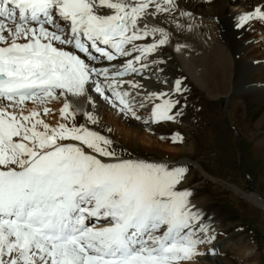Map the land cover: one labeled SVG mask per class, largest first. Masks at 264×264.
Wrapping results in <instances>:
<instances>
[{
  "label": "snow or ice",
  "instance_id": "obj_1",
  "mask_svg": "<svg viewBox=\"0 0 264 264\" xmlns=\"http://www.w3.org/2000/svg\"><path fill=\"white\" fill-rule=\"evenodd\" d=\"M176 8L175 0H0V264H186L215 240L191 191L178 188L186 167L123 158L89 127L95 115L78 123L68 100L91 87L145 125L182 115L170 93L140 97L143 85L125 79L143 76L169 41L149 17ZM257 19L264 9L240 15L237 27ZM100 59L123 66L88 63ZM61 98L50 124L48 105ZM148 105L147 119L137 115Z\"/></svg>",
  "mask_w": 264,
  "mask_h": 264
},
{
  "label": "rangeland",
  "instance_id": "obj_2",
  "mask_svg": "<svg viewBox=\"0 0 264 264\" xmlns=\"http://www.w3.org/2000/svg\"><path fill=\"white\" fill-rule=\"evenodd\" d=\"M220 1L221 0H214L211 2L208 0H201V4L203 5V8L201 9H204L202 11H206V9H210V6L206 5L212 6L217 3L218 5L223 4ZM255 1L257 0H251V2ZM213 22L217 23V20H214ZM251 22H254V20ZM247 27L248 25L242 27V30L236 34L237 38L243 36L244 31L248 30ZM260 34L261 32L259 27V33L256 31L255 37L263 39L264 33H262L261 37ZM256 38L247 41L251 44H245L242 46L243 49H241L244 51L238 49L239 52H237V50L232 52L233 58L237 59L239 56L243 55L245 57L246 54L249 55L252 52L253 47H255L256 51H260L259 55H256L255 57L254 61H256V63H247L243 65L241 71L238 72L243 73L238 76V84L235 86L237 91H233L234 97L231 99L221 97L217 101H212L195 87L193 82L189 80L185 73H183L181 64H179L180 62L177 61L176 56L171 50H167L165 48L160 50L163 57L161 60H163L165 64L170 67V70L167 68L164 70H158L159 74L162 72L172 74L173 71L171 70L173 68L175 73L171 76H175L176 81H181L182 91L177 93L174 85L172 90L173 93L171 92V98L173 100H182L177 104L173 111H179L182 113L186 106L187 116L183 117L184 113L176 116L175 122L173 124H167V128L166 124L158 125L156 123L158 126L163 128V132L161 133L164 135L175 137V134L179 133V135L183 137V140L179 141L180 144L167 147V145H169L166 143L169 141L168 139L165 138L163 139L164 141H160L161 137L155 139L153 136L157 134L152 133L151 135L153 136L149 135L148 137L151 139L153 138L152 140L157 142L154 143L155 145L152 144L153 146L151 145L150 147L154 151L159 148H164L161 149L159 153L168 156L181 154L188 155L185 152L180 154L177 151L183 148L184 150L190 149L192 154L197 153L198 156L196 157L195 155L191 158V160L195 161H191L190 163H193L191 165H196V167L202 166L204 169L202 167L201 168L206 171L207 174L209 173L208 176H210V180L202 177L200 171H198L196 167L192 166L190 167L191 174L189 175V173H186V178L181 182V185H178V188L182 190L185 187L191 188L189 191H191L192 195L189 199H191L197 207L195 209L194 206V211L198 210L202 213V223L209 225L210 234L215 236V240L211 243H206L200 246L199 250L201 253H204L203 257H200L202 255L195 256L191 261L186 262V264H218L220 262V258L223 260L220 262L221 264H264V214L261 213V211L251 202L246 201L244 197L235 193V191L238 193L243 192V196H246L247 194L254 195L251 193L257 192L264 198V153L256 155L254 152L255 145L264 136V126L261 129L255 128V124L264 113V101L261 102L252 98L246 99L243 97V91L245 88L247 89V87L249 88L250 86L256 85L254 83L247 82L245 77L247 78L248 75L255 76L254 73L259 71L261 67H264V43L263 41H258V43ZM222 40L224 43L229 44L226 34H222ZM236 41V44H243L241 39ZM253 42L255 43L252 44ZM262 43L263 47H261ZM229 45H231L232 48L234 47L232 44ZM179 48L184 56V59L191 63L192 54L188 53L183 47L179 46ZM247 48L249 49L247 50ZM261 60H263V62H261ZM258 61H260L263 65L258 64ZM180 73L184 74L185 77H183ZM240 80H242V82H240ZM193 89L195 90L193 91ZM94 102L95 101L92 103L93 108L90 112L95 115L98 120V124H89V127L99 131L104 136L112 129L115 131H110V133L114 136L118 135L114 124L116 125L119 123H113V121H118L122 118H125L126 120V117H129L121 114L118 109L112 108L110 104L107 110L102 107L108 102H95V104ZM235 102H241L242 107L240 109L241 113L239 112L237 118V124L234 125L233 122V124L230 122L229 113H233L232 105L235 104ZM242 104H244V106ZM60 105L61 103L58 101H53L48 105L55 111V115L44 117L48 123H54L55 120H52L51 117H59ZM28 106L32 107L31 104ZM137 113H140L141 115L143 114L140 111ZM103 117H105V120L102 119ZM141 117L144 118V116ZM146 117H149V114L146 115ZM77 121L80 124L86 122L78 115ZM133 122L138 123L139 121ZM119 125L121 126V124ZM174 127H178L180 131L176 130ZM246 128L247 130H245ZM210 133L211 137H214L215 140V142L212 143L213 145H211L213 146L212 148L205 147V143L203 142L206 135L208 138L210 137ZM143 134L146 133L143 132ZM235 135L237 136V139ZM251 135L256 136L252 138ZM119 143L122 145L123 142ZM124 145L126 144H123L122 146ZM126 146L133 149H143L147 145L136 141L133 144H128ZM147 148L149 149V147ZM148 157L153 156L149 155ZM178 158H174V160ZM240 160L243 161V168ZM196 162L201 164V166ZM214 179L218 182L214 183ZM224 180L232 184L229 186L224 185L222 184ZM184 182L185 185L188 186L180 188L179 186H182ZM252 186L253 188L250 189ZM233 189H235V191H233ZM255 196L258 198L257 195ZM203 248L207 251L211 248H215L216 250L213 253L214 257H212L211 251L207 254L205 251L203 252ZM221 249H223V252L227 249L224 252L226 253L228 251V253H226L227 255L224 254L225 257L223 256V252L222 254L219 253ZM237 251L240 253L238 254ZM249 252L251 254H249ZM244 253H246L247 256ZM207 256H210V259L207 258ZM228 259L229 261H227Z\"/></svg>",
  "mask_w": 264,
  "mask_h": 264
},
{
  "label": "bare ground",
  "instance_id": "obj_3",
  "mask_svg": "<svg viewBox=\"0 0 264 264\" xmlns=\"http://www.w3.org/2000/svg\"><path fill=\"white\" fill-rule=\"evenodd\" d=\"M175 2L177 8L173 16L159 15L156 18L149 17V23L154 26L163 28L166 32H168L169 41L166 45H164V47L174 52L177 61L180 62L179 64H181L183 73L186 74V76L189 78L190 81L193 82V84L198 90H200L212 101H217L220 97L231 99L232 97H234L233 91L236 90L235 86L238 84V76L239 74L243 73V72L241 73L238 72L241 71L243 65L247 63H252V61L255 60L256 55H259L260 51L259 52L258 50L256 51V48L253 47L252 52L249 55L246 54L245 57L242 55L239 56V58L237 59L233 58L232 52L235 50L239 52L238 49H241L242 46L245 45L246 41H250L252 38L255 37L256 31H258L259 33L260 25H264V22L258 19L257 21L254 20V22H250V25H248L247 27L248 30L244 31L243 36L237 38L236 34L242 30V28L237 27L239 16L245 13L254 12L255 9L257 8L264 9V0L263 1L257 0L255 2H251V0H221L220 2L223 4L218 5L217 3L212 6L206 5V6H210V9L209 10L206 9V11H202L204 9H201L203 8L202 7L203 5L201 4V0H187L185 4L183 3L182 0H175ZM199 9L201 10L198 11ZM214 20H217V23H214L213 22ZM222 34L227 35V41L229 42V44L234 45L233 48L231 45L224 43V41L222 40ZM239 39L242 40L243 44H236L237 42L236 40ZM151 40L152 38L150 37L148 42H151ZM138 43H143V42H138ZM179 46L183 47L188 53L192 54L191 63L188 62L186 59H184V56ZM248 49L249 48H247V50ZM153 55L154 54H152L149 57L150 62L148 64V68L144 71L143 76L133 75L126 77L125 79L135 80L137 83L140 84V83H145L144 81L145 76H150V78L152 79L149 80L151 81V85H153L154 83L164 82L162 88L166 91H169L172 89V85H175L176 82L175 76H172L173 77L172 80H174L172 81L168 75V72L165 73L162 72L159 74L158 70H164L163 68L169 69L170 67L167 65L164 66L156 59L153 60ZM88 63H90L91 66L96 68L106 67L111 70H116L117 68H122L123 66L119 59L115 62H108L107 60L100 59L97 62L88 61ZM254 63H256V61ZM171 71L175 73L173 68ZM254 74L255 76L248 75L247 78L245 77L246 81L254 84H259L262 86L256 85L253 87L250 86L247 89L245 88V90L243 91L244 92L243 97L246 99L252 98L254 100H258L262 102L264 101V67H261L260 70L255 72ZM240 82H242V80H240ZM168 85H170L171 87H168ZM125 87H127V85H125ZM194 90L195 89H193V91ZM139 91L141 94L142 91H145V89L143 88ZM171 92L173 93V91ZM133 95H135V93H133ZM89 97L91 98L92 103L93 101L99 103L106 102L91 87H89V91L85 96L82 97L69 96L68 100L71 102L73 109L76 110L77 114L82 116L84 115V113L90 112L93 108L92 103L89 102ZM140 97L142 96L140 95ZM140 97H137V99H139ZM61 100H63V98H61ZM102 107H104L107 110L109 108V103L104 104V106ZM241 107H242L241 102H235V104L232 105L233 113H229V119L231 123L232 122L234 123V125L237 124V118ZM150 109H151V105H148L145 108H138L137 110H141L143 112H150ZM104 118L105 117H103L102 119L105 120ZM51 119L55 120V123L58 120V118H54V117H51ZM55 123L53 124L55 125ZM113 123L121 124V126L119 124L116 125L114 124V126L117 129L119 139L123 142V143L121 142L122 144L128 145V144H133L136 141H139L141 144H145L147 146L149 144L150 147L152 144L157 142V141L156 142L153 141L152 140L153 138L152 139L149 138L148 137L149 134H143L144 131L141 129L142 126L133 122V120H131L130 118H127L126 120L125 118H122L121 120L118 121L114 120ZM263 126H264V113L262 114L258 122L255 124V128L261 129ZM245 130H247V128ZM159 131H161L160 128ZM118 135H116L115 138L119 141V139L117 138ZM209 136L210 137L208 138L206 135V137L203 139V142L205 143V147L212 148L213 146L211 145H213L212 143H214L215 140L214 137H211V133L209 134ZM251 136L252 138H254L256 135H251ZM163 139L162 140L160 139V141H164ZM177 152L180 154L185 152L188 155H192V151L190 149L184 150L183 148L178 150ZM254 152L256 153V155H259V153H264V136L255 145ZM186 168H187V173H189L188 171L190 169V166ZM197 168L203 177L207 179L210 178V176H208V174L201 167L197 166ZM217 182L218 181H215L214 179V183ZM233 191H235V189H233ZM235 193H237V195L239 196L244 197L246 201L251 202L255 207H257V209L261 211V213L264 214L263 196H261L257 192L251 193L254 195L247 194L246 196H243L244 195L243 192L238 193L237 191H235ZM255 195H257L258 198ZM191 204L194 206L193 203ZM206 249L203 248V252L206 251ZM222 252L223 249H221L219 253L222 254ZM224 252H223V256L224 254L228 253V251L226 253ZM239 253L240 252H238V254ZM246 253L244 254L246 255ZM249 254L251 253L249 252ZM219 260L220 262L223 261L221 258ZM227 261H229V259Z\"/></svg>",
  "mask_w": 264,
  "mask_h": 264
}]
</instances>
